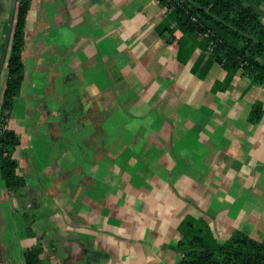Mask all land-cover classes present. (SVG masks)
I'll use <instances>...</instances> for the list:
<instances>
[{
	"label": "crops",
	"instance_id": "0c3cea01",
	"mask_svg": "<svg viewBox=\"0 0 264 264\" xmlns=\"http://www.w3.org/2000/svg\"><path fill=\"white\" fill-rule=\"evenodd\" d=\"M207 39L165 0L30 1L7 124L24 183L0 176V264L36 249L42 264H181L196 237L264 243V85Z\"/></svg>",
	"mask_w": 264,
	"mask_h": 264
},
{
	"label": "trees",
	"instance_id": "16d2710c",
	"mask_svg": "<svg viewBox=\"0 0 264 264\" xmlns=\"http://www.w3.org/2000/svg\"><path fill=\"white\" fill-rule=\"evenodd\" d=\"M30 1L17 0L10 48L0 80L1 89L4 79L0 97V176L11 192L24 181L16 174L17 161L12 156L19 139L5 127V121L10 118L14 100L20 96L24 83L22 52ZM263 6L264 0H182L172 12L177 22L190 32L208 35L211 56L217 63L228 71L241 69L254 84L264 85ZM209 238L196 237L190 242V247L183 249L186 257L181 264H264L262 242L244 235L220 244L212 243ZM202 241L204 246L197 247ZM38 255L39 250H30L27 264H42Z\"/></svg>",
	"mask_w": 264,
	"mask_h": 264
},
{
	"label": "water",
	"instance_id": "95a60500",
	"mask_svg": "<svg viewBox=\"0 0 264 264\" xmlns=\"http://www.w3.org/2000/svg\"><path fill=\"white\" fill-rule=\"evenodd\" d=\"M16 6H17V0H10L7 26H6L3 44L0 53V80L2 78L3 70L5 67V63L10 48L11 36H12L14 19L16 14Z\"/></svg>",
	"mask_w": 264,
	"mask_h": 264
},
{
	"label": "rangeland",
	"instance_id": "374dc122",
	"mask_svg": "<svg viewBox=\"0 0 264 264\" xmlns=\"http://www.w3.org/2000/svg\"><path fill=\"white\" fill-rule=\"evenodd\" d=\"M9 4H10V0H0V49H1V46L3 44V39H4V34H5L4 31H5V28L7 26V16L9 13ZM262 9L264 10V6L262 7ZM262 21L264 23V16L262 17ZM3 87H4V79L2 80V86L0 89V97H1V92L3 90ZM9 119H7L5 121V127L6 128H7V124H8ZM0 121H1V116H0ZM1 127H2V124L0 122V128Z\"/></svg>",
	"mask_w": 264,
	"mask_h": 264
},
{
	"label": "built area",
	"instance_id": "2783aa9c",
	"mask_svg": "<svg viewBox=\"0 0 264 264\" xmlns=\"http://www.w3.org/2000/svg\"><path fill=\"white\" fill-rule=\"evenodd\" d=\"M168 10H173L175 6H179L182 0H165Z\"/></svg>",
	"mask_w": 264,
	"mask_h": 264
}]
</instances>
